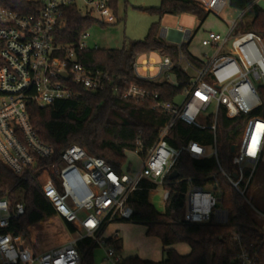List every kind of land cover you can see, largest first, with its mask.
<instances>
[{"label": "built area", "instance_id": "obj_1", "mask_svg": "<svg viewBox=\"0 0 264 264\" xmlns=\"http://www.w3.org/2000/svg\"><path fill=\"white\" fill-rule=\"evenodd\" d=\"M195 1L218 18L229 6V0ZM72 4V0L63 3L45 0L40 13L28 16L0 9V160L16 177L28 180L38 175L44 197L58 217L75 229V235L66 244L38 254L23 236L10 231L12 222L25 215L24 204L11 206L7 199H2L0 264H81L78 243L87 238L107 248V258L118 264L121 257L104 242L106 229L115 222L131 220L133 210L128 199L142 180L165 188L182 153H188L196 160L215 158L219 172L243 199L262 233L256 242L241 249L234 264H261L264 258V208L260 209L255 201L257 196L261 197L257 194V189L261 188L259 182L264 181V173L260 172L264 167V118L254 113L262 107L259 89L264 88V42L254 33L239 30L245 12L229 22L226 33H206L201 45L207 52L204 59H197L200 66L180 56L179 67L190 78L186 84L175 78L172 82L170 71L174 66L169 58L162 59L158 70L149 59H144L141 64L146 74L144 78L139 75L135 63L134 72L138 78L165 80L171 85L183 86L185 98L181 103H155V109L161 110L170 121L143 160L141 169L131 175L116 172L104 160L89 155L77 145L67 148L58 162L41 166L53 158L54 150L36 134L28 105L36 103L45 109L75 98L77 88L96 93L112 83L107 72L88 69L79 62L78 51L89 49L87 33L81 36L78 47L58 43L57 34L65 29L61 21L62 8ZM87 7L92 16L97 13L101 21L108 24L112 21V12L105 1L87 0ZM177 35L179 42L173 44L179 46L191 43L194 37V33L183 28ZM160 36L169 42L167 29L162 30ZM154 73L156 76L151 77ZM148 97L149 93L135 86L124 94L126 99L146 100ZM151 98L158 99L157 96ZM213 104L216 108L215 114L208 118L210 123L207 126L198 124L199 117ZM222 114L233 121L241 117L246 119L241 143L233 153L236 157L233 176L223 171L218 158L216 132ZM178 121L212 132L214 146L190 142L179 150L170 147L166 137ZM183 181L188 182L186 222L228 223L229 214L219 205L221 191L217 183L204 188L192 179ZM169 196L170 192L165 189L164 202Z\"/></svg>", "mask_w": 264, "mask_h": 264}, {"label": "trees", "instance_id": "obj_2", "mask_svg": "<svg viewBox=\"0 0 264 264\" xmlns=\"http://www.w3.org/2000/svg\"><path fill=\"white\" fill-rule=\"evenodd\" d=\"M118 19L119 0H103ZM258 0H229V7L245 12L247 19L239 23V30L260 36L264 42V9ZM44 7V2L28 0H0V9L21 15H36ZM157 16L160 22L154 23L143 41L130 44L123 49H85L78 51L79 62L91 70L107 72L112 80L104 90L93 93L77 88V96L68 101L55 103L42 109L36 103L28 105L31 124L41 141L51 146L54 156L41 163L48 166L60 160L62 153L70 146L82 147L91 156L104 160L113 170L124 173L128 164V153H137L143 160L160 140L170 118L161 110L155 109L156 102L175 103L183 94V86H174L167 81H146L138 78L134 65L143 56L157 53L162 59L169 58L173 64L170 74L186 84L189 76L179 67V58L185 56L193 64L200 66L197 58L189 52V46L210 15L195 0H162L159 8L145 9ZM167 15H190L200 21L191 43L177 45L161 38V20ZM61 21L65 29L57 34V41L63 46L78 47L81 36L94 26L105 28L90 13L82 15L76 5L62 8ZM135 86L149 93L146 100L124 98L125 92ZM262 107L255 112L264 118V88H260ZM157 96V100L151 97ZM246 119L229 120L222 114L217 123L216 145L219 163L223 171L234 175L231 165L234 160L231 148L237 146V138L242 134ZM210 122H208L209 124ZM173 149L179 150L190 142H199L208 147L215 144V136L209 130L187 126L178 121L166 137ZM179 180H167L166 190L170 192L165 209L160 212L151 204L150 196L157 186L142 180L128 199L133 217L127 223L143 225L147 235L161 241L163 259L160 262L143 261L138 257L121 258L118 264H234L241 249L262 237L253 216L247 210L243 199L219 172L215 158L196 160L188 153H182L175 164ZM130 172V170H129ZM215 177L214 180L212 178ZM206 187L217 183L221 191L219 205L229 214L227 224H191L183 218L185 195L188 182ZM7 199L11 206L24 204L25 215L12 222L10 231L16 236L30 237V229L58 217L44 197L38 182V175L28 180L16 177L0 160V200ZM256 202V201H255ZM264 208V207H263ZM68 233L75 235V229L66 223ZM118 221L115 223H119ZM121 238L116 233L104 239L107 246L121 256ZM186 244L190 253L180 255L174 247ZM101 247L95 240L87 238L79 241L78 251L81 264H93L94 251ZM261 264H264V258Z\"/></svg>", "mask_w": 264, "mask_h": 264}, {"label": "rangeland", "instance_id": "obj_3", "mask_svg": "<svg viewBox=\"0 0 264 264\" xmlns=\"http://www.w3.org/2000/svg\"><path fill=\"white\" fill-rule=\"evenodd\" d=\"M31 2H44L45 0H28ZM57 3L67 2L69 0H55ZM74 5L78 8L82 15L86 16L88 11L87 0H72ZM162 0H119L118 4V19L112 14V21L108 24L105 21H101L99 15L94 13L93 16L99 20L106 27L101 28L99 26H94L90 29L87 34L89 35V40L86 42L88 48H93L98 46L100 49H123L129 48L130 44L137 41H143L150 29V27L157 22H160L157 16L151 15L144 11L145 9L159 8ZM259 6L264 9V0H259ZM243 15L242 12L235 11L229 6L226 7L221 15V18L211 14L208 16L204 24L202 25L200 31L193 39L189 46L190 53L198 58L204 59V54L207 52L201 45L204 33L207 32H221L225 33L228 30L229 22L237 20ZM250 15V14H249ZM245 16L242 19H248L250 16ZM200 26V21L190 15H167L161 20V31L168 30L169 35L172 34L174 41H176L178 35L177 32L180 28L185 29L194 33ZM150 60L154 63L155 69L158 70V66L162 63V58L157 53H152L149 57H141L137 60L139 67V75L144 78L146 74L142 71V61ZM193 75V73H190ZM156 76V73L152 74L151 77ZM174 82V78H171ZM185 96L181 95L177 97L176 103H181ZM215 104H213L207 112L197 120L198 124L202 126L208 125V118L215 114ZM242 134L237 138L236 145L241 143ZM231 165L236 169V157ZM128 164L130 169L126 166V174L133 175L138 172L142 165L143 159L137 153H128ZM130 170V172H129ZM264 173V167L260 172ZM261 188L257 189L256 204L260 209L264 207V181H260ZM165 189L163 187H158L151 196L150 202L156 209L163 212L165 209L164 202ZM187 205L183 210V218L187 213ZM119 229V234L121 238V256L123 259L135 256L143 261H160L163 259L162 244L161 241L156 237H151L147 235V229L143 225H137L133 223H127L125 221L119 223H113L109 225L108 231L105 234V239L107 235H112L114 229ZM113 230V231H111ZM30 237L27 240L33 250L42 254L48 252L52 249L58 248L66 244L73 236L70 235L64 225L63 220L59 217L53 218L47 222L37 225L30 229ZM178 251L183 254L189 253V247L186 244H181L178 246ZM107 248L99 247L94 251L93 264H114L107 258L106 255Z\"/></svg>", "mask_w": 264, "mask_h": 264}, {"label": "crops", "instance_id": "obj_4", "mask_svg": "<svg viewBox=\"0 0 264 264\" xmlns=\"http://www.w3.org/2000/svg\"><path fill=\"white\" fill-rule=\"evenodd\" d=\"M226 31H227V30H226ZM217 33H219V32H217ZM220 33H221V32H220ZM225 33H226V32H225ZM221 34H224V33H221ZM205 35H206V33H204V36H205ZM204 36H203V37H204ZM168 40H169V42H171V43H178V42H179V37H177L176 41H174L172 34H170V37L168 38ZM189 52H190V51H189ZM146 57H149V56H146ZM195 58H196V57H195ZM197 59H198V58H197ZM172 77L174 78V76H172ZM107 229H108V228H107ZM107 229H106V231H105V233H104V238H105V236H106L105 234H106L107 231H108ZM111 231H113V230H111ZM113 232H115V233H112V235H107V236H108L107 239L110 238V237H112V236L115 235L116 233H118V235L120 236V234H119L120 232H119V229H118V228H117V229L115 228ZM178 246H179V245L175 246L174 249H175L180 255H182V256H186V255H188V254L190 253V248H189V253H187V254H185V253L181 254V253L178 251V249H177ZM162 256H163V255H162ZM120 257L123 258L122 256H120ZM132 257H135V256H132ZM129 258H130V257H129ZM126 259H127V258H126ZM160 261H162V260H160ZM160 261H157V262H160ZM150 262H154V261H150Z\"/></svg>", "mask_w": 264, "mask_h": 264}, {"label": "water", "instance_id": "obj_5", "mask_svg": "<svg viewBox=\"0 0 264 264\" xmlns=\"http://www.w3.org/2000/svg\"><path fill=\"white\" fill-rule=\"evenodd\" d=\"M231 152L232 153L235 152V146L231 148ZM178 178H179V173L177 171L173 172V174L171 175V180H177Z\"/></svg>", "mask_w": 264, "mask_h": 264}]
</instances>
